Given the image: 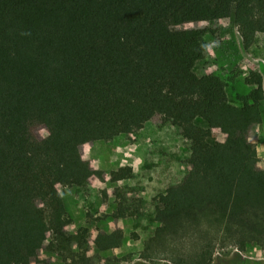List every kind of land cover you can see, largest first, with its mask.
Segmentation results:
<instances>
[{
	"label": "trees",
	"instance_id": "1",
	"mask_svg": "<svg viewBox=\"0 0 264 264\" xmlns=\"http://www.w3.org/2000/svg\"><path fill=\"white\" fill-rule=\"evenodd\" d=\"M187 17L233 18L249 50L264 0H0V264H51L37 259L46 231L36 221L59 264H97L86 238L66 230L60 192L101 175L85 169L80 146L155 121L178 127L186 114L207 128L179 129L191 170L155 201L156 228L139 258L214 264L220 250L264 252V172L250 143L264 126L263 81L250 82L242 107L231 103L221 77L197 72L209 30H172ZM132 177L130 167L112 173L114 183ZM116 193L121 210L140 214L141 201ZM124 239L115 231L95 246L109 252Z\"/></svg>",
	"mask_w": 264,
	"mask_h": 264
},
{
	"label": "rangeland",
	"instance_id": "2",
	"mask_svg": "<svg viewBox=\"0 0 264 264\" xmlns=\"http://www.w3.org/2000/svg\"><path fill=\"white\" fill-rule=\"evenodd\" d=\"M205 29L209 30L205 37L206 59L197 72L221 77L227 84L231 103L242 107L254 89L250 82L262 79L264 86V21L249 50L244 48L233 18L208 24L200 17H187L172 27L174 31ZM192 125L207 128L202 120L186 114L178 127H162L155 121L136 135L80 146L85 169L101 175L91 177L84 187L60 188V192L67 208L66 230L86 238L88 257L96 258L97 264H167L145 262L139 254L156 228L155 201L191 170L190 144L179 135V129ZM35 134L40 141L49 135L44 127H37ZM212 137L218 142L226 140L219 131H213ZM258 142H264V126L254 128L251 133L250 143L256 150ZM255 166L264 172V162L260 165L258 161ZM126 167L132 168L133 177L114 183L112 173ZM118 189L124 190L127 198L141 201L140 214L132 217L119 208ZM36 224L46 231L37 259L59 264L60 258L47 251L50 234L46 226L40 221ZM115 231L124 233V241L109 252H99L95 241ZM32 264L37 261L33 260ZM214 264H264V252L254 248L246 253L235 249L220 250Z\"/></svg>",
	"mask_w": 264,
	"mask_h": 264
},
{
	"label": "crops",
	"instance_id": "3",
	"mask_svg": "<svg viewBox=\"0 0 264 264\" xmlns=\"http://www.w3.org/2000/svg\"><path fill=\"white\" fill-rule=\"evenodd\" d=\"M257 127H259V126H257ZM252 132H253V130H252ZM257 153H258V160L260 162V165H262V163L264 162V142H258Z\"/></svg>",
	"mask_w": 264,
	"mask_h": 264
}]
</instances>
